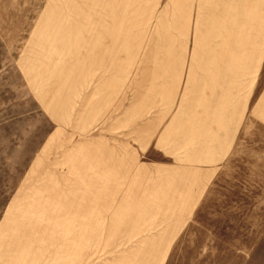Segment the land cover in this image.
<instances>
[{"label":"rangeland","instance_id":"1","mask_svg":"<svg viewBox=\"0 0 264 264\" xmlns=\"http://www.w3.org/2000/svg\"><path fill=\"white\" fill-rule=\"evenodd\" d=\"M0 264H264V0H0Z\"/></svg>","mask_w":264,"mask_h":264},{"label":"bare ground","instance_id":"2","mask_svg":"<svg viewBox=\"0 0 264 264\" xmlns=\"http://www.w3.org/2000/svg\"><path fill=\"white\" fill-rule=\"evenodd\" d=\"M240 69V68H239ZM238 70V69H237ZM240 71V70H239Z\"/></svg>","mask_w":264,"mask_h":264}]
</instances>
